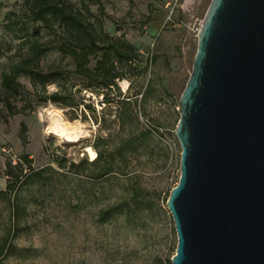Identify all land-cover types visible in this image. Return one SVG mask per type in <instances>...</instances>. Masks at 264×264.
Segmentation results:
<instances>
[{
    "label": "rangeland",
    "instance_id": "obj_1",
    "mask_svg": "<svg viewBox=\"0 0 264 264\" xmlns=\"http://www.w3.org/2000/svg\"><path fill=\"white\" fill-rule=\"evenodd\" d=\"M211 1H86L92 20L101 17L106 32L135 45L137 68L118 81L120 92L85 88L86 79L73 75L47 91L73 93L75 107L48 102L7 121L0 116V193L16 183L0 194V246L16 229L0 264H172L178 237L167 199L181 176L179 100L197 52L194 28ZM33 27L26 0H0V75L27 53L22 40ZM41 35L51 38L45 29ZM51 63L75 69L56 48L43 56V66ZM19 80L18 98L35 89L28 77ZM88 147L96 157L113 154L109 174L97 177L103 164L91 163ZM24 153L40 174L25 164L15 170L19 180L8 177L7 162Z\"/></svg>",
    "mask_w": 264,
    "mask_h": 264
},
{
    "label": "water",
    "instance_id": "obj_2",
    "mask_svg": "<svg viewBox=\"0 0 264 264\" xmlns=\"http://www.w3.org/2000/svg\"><path fill=\"white\" fill-rule=\"evenodd\" d=\"M172 264H264V0H212L179 100Z\"/></svg>",
    "mask_w": 264,
    "mask_h": 264
},
{
    "label": "trees",
    "instance_id": "obj_3",
    "mask_svg": "<svg viewBox=\"0 0 264 264\" xmlns=\"http://www.w3.org/2000/svg\"><path fill=\"white\" fill-rule=\"evenodd\" d=\"M86 1L81 0V6H77L69 0H26L34 27L33 31H26L22 40V46H27V53L20 60L13 61L10 69L0 75V105H2L0 116L4 120L7 121L16 114L30 113L36 106L48 102L75 107L77 101L73 93L63 89L54 93L47 91V87L52 84L66 87L65 84L73 75H80L86 79L85 88L120 92L118 81L136 70L139 53L135 45L106 32L101 17L92 20L94 16ZM95 1L101 4V0ZM101 10L103 11L102 5ZM16 25L20 32L26 29L23 24L19 25V22H16ZM43 29L51 36L47 41H41ZM55 48L60 51L62 58L72 59L74 70L65 68L60 63L42 65L44 54ZM21 76L28 77L35 89L18 98L25 89L19 80ZM18 101L24 102L21 107L17 105ZM25 128L26 125L22 123V131ZM130 143L131 140L127 141V144ZM111 158H113L111 152L99 150L97 157L91 161L94 165L100 162L103 164L97 173L98 178L111 172ZM31 162L27 153H24L16 164L9 159L6 164V175L15 176L19 180L20 175H15V170L23 173L25 164L33 170V173L40 174L39 170H34ZM60 165L65 167V163ZM15 184L9 181L6 190L0 194L13 191ZM108 214V211L103 214V221H106ZM15 231V228L9 229L4 243L0 246V257L12 246Z\"/></svg>",
    "mask_w": 264,
    "mask_h": 264
},
{
    "label": "built area",
    "instance_id": "obj_4",
    "mask_svg": "<svg viewBox=\"0 0 264 264\" xmlns=\"http://www.w3.org/2000/svg\"><path fill=\"white\" fill-rule=\"evenodd\" d=\"M202 23H203V21H202ZM202 23L200 24V26H195V28H194L195 32H197V36H199L200 30H201V27H202ZM12 162L14 164H16L18 161L16 159H12Z\"/></svg>",
    "mask_w": 264,
    "mask_h": 264
},
{
    "label": "bare ground",
    "instance_id": "obj_5",
    "mask_svg": "<svg viewBox=\"0 0 264 264\" xmlns=\"http://www.w3.org/2000/svg\"><path fill=\"white\" fill-rule=\"evenodd\" d=\"M87 150L90 152L92 159H94L96 157V152L94 150H92L90 147H88Z\"/></svg>",
    "mask_w": 264,
    "mask_h": 264
}]
</instances>
